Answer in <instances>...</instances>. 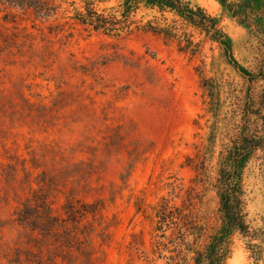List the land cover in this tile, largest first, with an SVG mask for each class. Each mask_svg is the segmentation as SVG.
Here are the masks:
<instances>
[{
  "label": "rangeland",
  "instance_id": "374dc122",
  "mask_svg": "<svg viewBox=\"0 0 264 264\" xmlns=\"http://www.w3.org/2000/svg\"><path fill=\"white\" fill-rule=\"evenodd\" d=\"M186 1L218 17L243 66L262 55L263 36L221 0ZM27 2L0 1V264H195L219 230L218 157L247 82L179 15L137 17L189 33L195 52L161 33L87 30L75 18L87 0ZM245 183L257 232L237 233L224 264H264V172ZM192 188L207 229L189 250L174 229L162 236L157 211Z\"/></svg>",
  "mask_w": 264,
  "mask_h": 264
},
{
  "label": "trees",
  "instance_id": "16d2710c",
  "mask_svg": "<svg viewBox=\"0 0 264 264\" xmlns=\"http://www.w3.org/2000/svg\"><path fill=\"white\" fill-rule=\"evenodd\" d=\"M11 4L28 6V0H0ZM76 4V0H65ZM241 22L262 35L264 46V0H221ZM143 7L160 11L163 16L173 13L181 16L188 25L205 32L226 52L229 63L240 73L248 84L242 96H237V104L232 110L235 119L230 132L229 142L225 144L218 157V177L213 190L220 198L217 211L219 230L212 234L203 249L196 253L195 264H224L232 252V240L237 233L253 237L256 229L251 224L248 210V192L245 178L251 166H258L264 172V50L256 57L250 67L243 66L235 57L226 32L220 25L218 17L209 13L202 6H192L186 0H124L117 10H100L91 0H87L85 8L75 15L87 30L102 31L106 34L123 36L134 31L156 32L169 38L178 39L183 50L195 52L199 44L187 32L179 34L177 26L161 24L159 17L145 21L137 14ZM195 198L200 194L195 188L186 201L180 206L172 204L171 199L164 197L158 207V229L164 231L174 229L178 235L175 239L192 250L205 234L206 226L201 223L203 217L195 207ZM166 226L168 229L166 230ZM189 234H194L193 243L188 241ZM161 243V241H159ZM191 246V247H190ZM182 252V250H180ZM169 264H178L175 256L170 257Z\"/></svg>",
  "mask_w": 264,
  "mask_h": 264
}]
</instances>
